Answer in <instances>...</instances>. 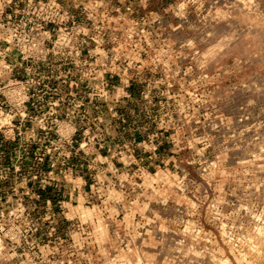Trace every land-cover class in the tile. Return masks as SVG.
Here are the masks:
<instances>
[{"label": "rangeland", "instance_id": "1", "mask_svg": "<svg viewBox=\"0 0 264 264\" xmlns=\"http://www.w3.org/2000/svg\"><path fill=\"white\" fill-rule=\"evenodd\" d=\"M57 1L8 86L87 79L57 110L86 146H1L0 264H264V0Z\"/></svg>", "mask_w": 264, "mask_h": 264}, {"label": "built area", "instance_id": "2", "mask_svg": "<svg viewBox=\"0 0 264 264\" xmlns=\"http://www.w3.org/2000/svg\"><path fill=\"white\" fill-rule=\"evenodd\" d=\"M62 11H67V8L59 4L57 0H0V149L5 144L10 147L11 154L15 148V142L20 144L25 141V143L30 144V147L36 148L39 143L52 141L54 152H58L61 147L69 148L64 155V165L69 158L76 157L79 152L83 153L86 146L84 143L85 134L88 130L84 129L82 135L73 134L71 137H66L59 130L58 125L61 122L57 120V110L64 108L65 110L69 108L78 110V118L79 109L83 107L82 104L91 99L89 95L91 91L92 98H96L90 83L86 79V83L84 82L86 86H80L78 92L82 95L83 101L79 107L74 104L75 91L72 88V81L61 75H49L36 71L31 73L19 69L21 71H17L18 82L16 83L19 84L24 95V99L20 101L12 97V100L9 98L10 87L8 86L11 76L8 51L11 46L20 44L21 53L25 52L18 57L20 67L24 63L29 65L32 61L38 60L34 48L46 42L44 39H40V34H45L47 31V35L50 37L52 28L61 31L67 27V21L63 23L58 20V15ZM34 16H40L36 26L32 24ZM51 31L53 33L54 29ZM86 76L91 77V72ZM44 79L53 84L50 87L41 86L40 83H43ZM33 81L36 82V85L32 84ZM101 82L103 83V81ZM102 87V92L98 95L100 99H103L101 95L104 96L107 86L103 85ZM46 110L50 112L44 115ZM73 120L74 125H76V119L72 118ZM29 127L30 130L28 131ZM6 131L11 132V134H6ZM76 131L77 129H75ZM27 132L29 133L28 136ZM74 137L81 139V144L78 146V151L72 154L71 145ZM54 167L55 164L53 163L50 168L53 169Z\"/></svg>", "mask_w": 264, "mask_h": 264}, {"label": "bare ground", "instance_id": "3", "mask_svg": "<svg viewBox=\"0 0 264 264\" xmlns=\"http://www.w3.org/2000/svg\"><path fill=\"white\" fill-rule=\"evenodd\" d=\"M9 93L11 95V97L15 100H23L24 99V95L22 94L21 92V88L19 87H14V86H11L9 88ZM63 132H67L64 130H62ZM82 215H84L86 218H90L91 217V212L90 211H83L82 212ZM217 264H225L224 262H218Z\"/></svg>", "mask_w": 264, "mask_h": 264}]
</instances>
